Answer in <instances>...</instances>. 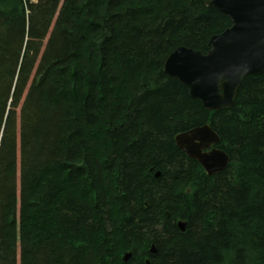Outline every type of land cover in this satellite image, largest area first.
I'll return each mask as SVG.
<instances>
[{
	"label": "trees",
	"instance_id": "1",
	"mask_svg": "<svg viewBox=\"0 0 264 264\" xmlns=\"http://www.w3.org/2000/svg\"><path fill=\"white\" fill-rule=\"evenodd\" d=\"M205 1L0 0V264H264V74L209 111L163 71L231 26Z\"/></svg>",
	"mask_w": 264,
	"mask_h": 264
},
{
	"label": "water",
	"instance_id": "2",
	"mask_svg": "<svg viewBox=\"0 0 264 264\" xmlns=\"http://www.w3.org/2000/svg\"><path fill=\"white\" fill-rule=\"evenodd\" d=\"M230 18L231 26L210 39V49L181 46L165 60L164 71L182 82L191 97L204 107L221 110L233 106L242 81L247 75L264 74V0H206ZM176 142L181 151L198 160L209 175L224 170L229 156L217 147L220 137L204 124L178 133ZM182 231L185 223H179ZM151 252H156L155 245ZM131 256L127 253L124 259ZM150 264V260H147Z\"/></svg>",
	"mask_w": 264,
	"mask_h": 264
},
{
	"label": "bare ground",
	"instance_id": "3",
	"mask_svg": "<svg viewBox=\"0 0 264 264\" xmlns=\"http://www.w3.org/2000/svg\"><path fill=\"white\" fill-rule=\"evenodd\" d=\"M163 71H164V68H163ZM165 72V71H164ZM166 73V72H165ZM167 74V73H166ZM169 75V74H168ZM170 76V75H169ZM177 143V142H176ZM219 144V142L216 144V145H218ZM178 146V145H177ZM179 148V147H178ZM220 149V148H219ZM222 150V149H221ZM224 151V150H223ZM225 152V151H224ZM186 154V153H185ZM228 154V153H227ZM187 155V154H186ZM229 156V155H228ZM229 162H230V157H229ZM204 168V167H203ZM205 169V168H204ZM205 171L207 172V170L205 169ZM208 173V172H207ZM209 174V173H208ZM181 222V221H180ZM179 222V223H180ZM184 223H185V225H186V222L184 221ZM180 227V226H179ZM181 228V227H180ZM185 231V230H184Z\"/></svg>",
	"mask_w": 264,
	"mask_h": 264
},
{
	"label": "rangeland",
	"instance_id": "4",
	"mask_svg": "<svg viewBox=\"0 0 264 264\" xmlns=\"http://www.w3.org/2000/svg\"><path fill=\"white\" fill-rule=\"evenodd\" d=\"M19 112V111H18Z\"/></svg>",
	"mask_w": 264,
	"mask_h": 264
}]
</instances>
